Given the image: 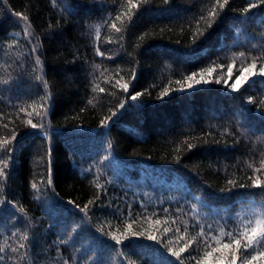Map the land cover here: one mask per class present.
<instances>
[{
	"label": "trees",
	"instance_id": "obj_1",
	"mask_svg": "<svg viewBox=\"0 0 264 264\" xmlns=\"http://www.w3.org/2000/svg\"><path fill=\"white\" fill-rule=\"evenodd\" d=\"M125 2L0 0V138L16 133L11 151H0L8 161L0 199L10 202L0 205V245L7 238L15 247L27 233L24 264H195L202 238L179 259L168 249L201 224L205 236L231 231L264 206V187L250 186L264 181L254 170L264 159V77L230 87L252 59L256 72L264 67V5L244 13L249 0H230L205 29L200 18L214 0H149L130 22L116 21V32L108 23ZM17 12L29 18L31 38ZM198 21L204 35L194 40ZM193 73L207 82L189 87ZM41 102L43 118L18 115Z\"/></svg>",
	"mask_w": 264,
	"mask_h": 264
},
{
	"label": "snow or ice",
	"instance_id": "obj_2",
	"mask_svg": "<svg viewBox=\"0 0 264 264\" xmlns=\"http://www.w3.org/2000/svg\"><path fill=\"white\" fill-rule=\"evenodd\" d=\"M55 3V0H53ZM149 0H126L124 4L121 5L122 11L120 14H118L113 21L108 23V27L110 29L115 30L116 32H121L122 28L117 27L116 21L123 22L124 19H127L129 22L132 19V15L135 13L133 10H138L142 4H147ZM230 0H214V5L212 9L208 12L207 17H201L200 21H205V29L210 28L212 26V22L217 17L219 11L223 10L228 4ZM259 5H264V0H258V3H253L251 0H249V3L247 7L243 9L244 13H248L251 9L256 8ZM17 17L22 19L25 22L24 27V33L31 38L32 32H31V24L29 22V18L24 15L21 12L15 13ZM200 21L196 24L197 31L193 34V39L195 40L197 36H203L204 31H201L199 29ZM101 34V28L99 25L95 26V36L97 39H99ZM106 42H111L110 39ZM16 42L13 41L12 44H9L8 48H13L15 46ZM33 51H35V46L33 47ZM97 54L103 55L102 52L99 51L97 48ZM241 56L244 54L241 53ZM256 62L257 58L252 59L251 63L248 64V66L241 67L239 71V75L236 77V81L230 85L233 91H239L240 87L248 82L251 77L260 76L264 77V67H261L259 69V72L255 71L256 68ZM37 65H39L42 69L43 65L42 62L37 57L36 59ZM235 63V61H233ZM97 69L99 66H96ZM232 66L229 65L228 72L229 75L231 74ZM203 71L211 72L213 69H205ZM245 73H248L249 75H246ZM203 75V72L200 74ZM101 76H103V73H101ZM197 76V73H193L192 75L186 77L188 81L195 80V77ZM37 79L41 80L43 82V85L45 88H47V82L43 80V75L41 72V75L37 76ZM207 82V81H203ZM217 82H220L219 80ZM3 83H8L7 80L3 81ZM195 83L199 84L201 83V80H195ZM116 84L119 85L123 90L127 91L128 84L123 83L121 84L120 81H116ZM189 87H192V84L189 83ZM99 90V92H104L103 88H100L98 84H94L93 91ZM167 94V89H165L164 93ZM141 93H136V95L132 96L131 99L135 100L137 99ZM252 103H255V101H250ZM89 103H92V101H89ZM261 106H264V101H261ZM120 107H123V104L120 105ZM46 113V109L44 107L43 102L39 104V110H37L36 107H32V111H27V109L23 106L19 108V113H24L26 116L31 117L33 114H35L38 117H41V113ZM28 126L32 128H43L44 125L42 123H33L32 119L29 118L26 121H24ZM105 122L101 121V124L103 125ZM2 127L7 128V124L2 125ZM16 139V133L13 131L11 133V139L6 138H0V151H11L10 145L12 142ZM192 145H189V148H191ZM251 167V165H249ZM8 168V161L5 159L0 158V180H4L7 178V172L6 169ZM256 172H260L261 170H264V159L260 161V166L258 168L254 169ZM52 180L49 177L47 180V184L51 185ZM234 181H229V184H234ZM243 187L244 185H240ZM251 187H264V181H261L259 177L252 180ZM31 187L33 189H36L39 191L38 184L33 182L31 184ZM97 188H100L101 185L97 184ZM7 202L4 199H0V205H4ZM90 203H92L90 201ZM77 208H80L79 205H76ZM195 207V206H193ZM81 212H87V206L84 208H80ZM19 212L23 213L25 217H27V210L23 208L22 206L19 207ZM195 214V213H194ZM159 223V221H157ZM127 228L130 229L131 225H127ZM209 228H211V225H209ZM100 232L104 233V229L101 227L99 229ZM164 233H168L171 231L169 228L163 229ZM187 221H185V233H187ZM175 233H180V228L177 227L175 229ZM105 235H108L116 241L117 244L121 243V240L117 235H115L113 232L109 231L107 233H104ZM131 235L133 236H143L145 235L144 232H132ZM17 233H13V237H16ZM200 237L203 240L204 244V251L200 257V259H197L195 261V264H257V262H260V264H264V206H262L259 209L253 210L252 214L248 216L247 218L241 217L239 219V223L236 228L232 229L231 231H225V228L223 226L219 227L218 232L216 235L209 234L208 236H205L204 232V226L200 225V231L196 234V236H193L190 240H188L182 247L179 248V250H175L173 248H169L168 250L172 253L173 256H175L177 259L181 257V253L185 252L190 246H192L194 243H196L197 238ZM127 238V237H125ZM181 240L184 239V236H179ZM148 239L151 240H157V237L151 234H148ZM29 241V236L27 233H19V239L16 241V246L13 247L8 243V239L6 238L2 245H0V264H3V262L7 259L11 262V264H24V262L28 258L27 253V242ZM171 243V241H169ZM213 244H215V247H213ZM210 249V250H209ZM217 253L219 255H217ZM214 258V260H213ZM65 264H67V261H65ZM131 264V262H129Z\"/></svg>",
	"mask_w": 264,
	"mask_h": 264
},
{
	"label": "rangeland",
	"instance_id": "obj_3",
	"mask_svg": "<svg viewBox=\"0 0 264 264\" xmlns=\"http://www.w3.org/2000/svg\"><path fill=\"white\" fill-rule=\"evenodd\" d=\"M245 74H246V75H249L248 73H245ZM230 77H231V75H228L226 81H228ZM253 78H254V77H251L250 80L253 79ZM195 80H201V82H203V81H207V79H205V80H202V79H195ZM195 80L192 81V85H193V86L197 85V83H195ZM250 80H249V81H250ZM235 81H236V80H235ZM203 83H204V82H203ZM146 193H149V192H146ZM150 196H151V195H150ZM256 209H258V208H254L253 210H256ZM253 210H252V212H253Z\"/></svg>",
	"mask_w": 264,
	"mask_h": 264
},
{
	"label": "bare ground",
	"instance_id": "obj_4",
	"mask_svg": "<svg viewBox=\"0 0 264 264\" xmlns=\"http://www.w3.org/2000/svg\"><path fill=\"white\" fill-rule=\"evenodd\" d=\"M244 43V42H243ZM216 44V43H215ZM240 54V53H239ZM247 54V53H246ZM250 55V54H249ZM262 57V56H261ZM247 58H249V56L247 57ZM255 78H256V76H255ZM249 82H251V81H249ZM264 88V87H263Z\"/></svg>",
	"mask_w": 264,
	"mask_h": 264
}]
</instances>
